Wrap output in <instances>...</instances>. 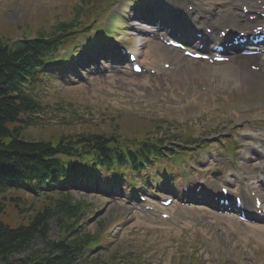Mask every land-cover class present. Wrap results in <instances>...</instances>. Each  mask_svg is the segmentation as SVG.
<instances>
[{
  "label": "rangeland",
  "instance_id": "rangeland-1",
  "mask_svg": "<svg viewBox=\"0 0 264 264\" xmlns=\"http://www.w3.org/2000/svg\"><path fill=\"white\" fill-rule=\"evenodd\" d=\"M99 1L93 4L92 11L95 12ZM120 1L124 4L125 0ZM159 1L163 0H138L139 3L133 12L135 14L139 12L141 15L151 17V20H154L156 16L164 15L158 6ZM76 2L77 0H0V32L10 34L18 31L21 36H32L37 31L48 32L58 20L64 18L67 14L70 16L72 7ZM109 5L106 3V6ZM124 5L126 7V4ZM33 6L37 8L33 9ZM130 10L132 9H127L126 14H129ZM12 12L13 14L16 13V15H12ZM101 17L98 18L99 21ZM131 19L128 16L127 22H131ZM112 22H115V19ZM25 29H29L31 32L27 34ZM132 29L133 25L127 28L128 31ZM153 49L155 48L152 47L149 51H146L145 56L146 58L151 56V60H154L155 63L160 64L162 61L169 60L170 57L174 56L157 54L156 57H153ZM106 51L110 52L107 46ZM110 61L107 55L103 59L89 60L86 69L87 71L92 70L94 73L89 75L85 72L87 79L78 85H63L60 84L59 80L58 82L50 77L42 80L43 84L39 86V90H34V96L39 99L40 105H45V112L48 118L44 120L38 119V127L29 128V134H26V136L29 138H55L56 134L61 130H63V133L69 134L77 133L78 131H96L106 134L121 132L125 135H141L146 131H156L158 123L163 120L177 125L178 128H181L184 123L192 126L191 132H194L196 137L204 135L203 129H205L210 137L209 140H212L214 139L213 136L217 135L215 137L217 139L224 134L223 126L219 121H225L227 123L226 128H229L231 127L230 121H239L246 110H254L253 114L256 116L259 113L257 110L260 107H264V87L258 86L260 84L258 81L250 79L248 88L247 86L245 88L238 86L239 88L230 90L229 86H233V84H229L231 83L230 80L225 81L220 77L213 79L206 76L204 70L210 67L202 63L186 61L181 67V73L166 71V69L158 67L157 72L154 74L148 73V75L131 77L121 71L107 74L105 69L109 66L108 63ZM147 65L154 66V63L150 62ZM97 70H100V72ZM198 74L206 78L207 81L196 78ZM185 78L188 79L187 82H184ZM196 85L206 86L207 90H202L200 86L196 88ZM218 94H225V98L229 101L227 104L217 106L222 108L230 107L238 101L240 102L237 105H240L243 104L241 101L244 100L246 106L240 108L244 111H239L235 114L233 111H228L229 115L225 109L217 111L219 107L212 105L209 100H212L213 96L215 97ZM190 100L192 101V108L189 106ZM176 103L181 104L172 106ZM185 103H187V106H185ZM216 112L219 113L220 119L215 121L213 117L217 114ZM263 113L260 112V114ZM85 114L87 117H84ZM201 120L208 122L209 124L207 125L209 127L207 125L204 126L200 122ZM263 125L264 121L260 124L252 125V128L255 133H259V131L262 133L264 130ZM212 128H214V134L211 130ZM234 129L238 135L236 128ZM224 135L226 136L227 134ZM167 137L166 135L165 138ZM204 139H207V136ZM168 142L169 145L175 142L174 146H180L178 142L172 139H168ZM196 149L197 147L193 148L194 151ZM203 152L198 150L196 155H202ZM249 156L251 157L252 155L250 154ZM223 161L228 166V162L225 159ZM209 170H203L201 175L205 176L209 173ZM183 181L185 179L182 180V183ZM237 190L239 188L235 189V191ZM70 194L74 200L85 199L90 203L86 215L81 220L82 233H92L96 228L101 229V226H103L100 231L108 236V243L99 247V250L104 252L102 256L95 261L83 264H101L111 261L112 257L117 255L119 249L121 252L122 247L128 248L130 244L147 245L150 237L141 239L144 232L142 228L147 226L167 229L166 236L174 241L179 237L180 233L187 240L197 236L200 239L205 237L204 244L208 248L203 254L206 253V262L200 264H214L210 261L213 254L226 255L232 259V264H240L239 261L237 263L233 262V254L236 250L241 251L242 245L248 248V255H243L242 251L241 255H243V258H247L248 264H253L255 255L252 248L257 246L264 251V226L242 225L228 218H224V223H221L216 220V217H212V219L205 218L202 221L201 215H199L197 210H182L179 208L174 209L172 220L165 223L151 216H146V218L138 216L134 222L126 226V229L130 228L132 233L122 238V236H119V231L123 228V226L119 225L120 217L125 216L132 219L130 213L125 211L127 207H118L115 201L100 192L72 189ZM189 196H192V194ZM101 197L110 199L111 203L102 204L100 202ZM29 199L30 197L21 191L7 190L2 199L5 203L4 212L1 215L2 219L11 225H15L19 221L25 222L31 216L33 210L47 203L39 200L33 204V210H30ZM181 211L185 212L180 216L186 218L182 223L180 222V226L183 227L168 224H178L177 213H181ZM150 222L156 223L155 225L148 224ZM47 226L49 231L46 237L48 239L59 237L61 228L58 225H54V222L49 220ZM186 226L191 227V230L188 231L189 233L184 234ZM105 230H107V233L104 232ZM236 231L241 235L240 243L235 239L233 232ZM257 233L262 236L258 237ZM99 240L104 241L102 234L99 235ZM230 240L232 241L230 242ZM250 241L251 246H249ZM196 242H194L192 249L196 248L198 244ZM177 244L180 251L182 249L188 250V245L182 243V241H178ZM41 245V239L35 236L33 247L37 248L41 247ZM98 245L96 244L95 247ZM111 245L114 247L107 251ZM149 247L151 248V253H155L157 256L163 252L161 246L150 245ZM163 247H168V245ZM175 250L177 249H173L166 256L163 255L158 261L152 256L146 264H171L170 258L177 254ZM88 252V256H90L91 250L89 249ZM191 254L192 251L189 250L186 256ZM258 258L260 259L261 255ZM143 260L144 254H138L136 261L142 263ZM175 264H187V262L180 255L176 259Z\"/></svg>",
  "mask_w": 264,
  "mask_h": 264
},
{
  "label": "trees",
  "instance_id": "trees-1",
  "mask_svg": "<svg viewBox=\"0 0 264 264\" xmlns=\"http://www.w3.org/2000/svg\"><path fill=\"white\" fill-rule=\"evenodd\" d=\"M41 45L33 41L31 48L25 51V45L21 44L19 49L12 53L0 45V194L10 186L20 187L23 184H18L24 181V176H27L22 173V170L28 168L31 162H36L39 166L52 154L72 150V141L78 138H61L59 140L68 141H60L54 146L50 142H27L22 139L24 123L21 126L17 116L29 101L25 95L14 97L13 93L18 89V81L31 66V60L37 61L41 51L46 49L47 45L42 43ZM115 142V139H106L99 135H82L75 143L84 146L92 143L104 147V144L107 146ZM117 145L121 146V143L114 146ZM69 154H72L71 151ZM66 197L63 195L62 199L54 203V206L62 201L61 206L65 207L67 202L64 198ZM1 198L0 214L4 212V202ZM51 209V206L42 207L26 224H19L15 227L9 226L0 218V264H70L72 256L74 259L77 255L75 252L78 250L74 241L60 240L43 252L30 250L24 257L17 260L12 259L13 255L30 248L34 232L41 231L44 226L43 221L50 216L48 213ZM71 251H73L72 255Z\"/></svg>",
  "mask_w": 264,
  "mask_h": 264
},
{
  "label": "bare ground",
  "instance_id": "bare-ground-1",
  "mask_svg": "<svg viewBox=\"0 0 264 264\" xmlns=\"http://www.w3.org/2000/svg\"><path fill=\"white\" fill-rule=\"evenodd\" d=\"M216 2L218 3V7H220L222 4L224 5L225 3L224 1H220V0H216ZM239 2H244L245 7H246V13H244L242 10L237 12V10L235 9ZM230 3H231L230 5H232L233 8L229 10L227 15L231 16L233 23L230 24L231 26L229 28V31H231L234 28V26L237 27L236 30L246 29L248 26L254 24L246 20L247 14L254 15L255 16L254 21H257L258 16L256 15V13L264 12V9L262 8V4H264V0H259V2H257V0H230ZM203 9H205V11L207 9L209 14L203 20L198 21L199 25H201L202 23H210L213 15H217L218 17H221L224 15V13L221 10H217L215 8L203 7ZM12 15H16V13L13 14L12 12ZM189 39H192V37L189 36ZM210 39L212 41L222 40L220 37L216 35L211 36ZM168 48H171V47H166L164 45L162 46V49L164 51H167ZM256 58H257L256 56L245 57L237 53V51H234L231 54L230 60L234 61V63H236V66L234 67L232 66L230 69H222V68L215 67V68L210 69V71L212 75L217 74V73L225 74V76L231 79L232 82L234 83H240L247 76H256V77L262 78L264 77V71H258V72L251 71L249 70V67H248V64L249 63L253 64L254 59ZM183 59H184L183 57H180L178 55L174 57V60L177 61V65ZM174 69H176V67ZM257 154L259 156H262L264 154V151H260ZM260 168L262 169L263 174H264V163L260 164ZM249 185H250V188L253 189L256 192V194L259 195L264 201V184L259 183L255 176H250ZM100 201L101 203L107 202L105 199H101ZM253 210L254 208L252 206L251 212H253ZM242 263L245 264L246 262L242 261Z\"/></svg>",
  "mask_w": 264,
  "mask_h": 264
}]
</instances>
